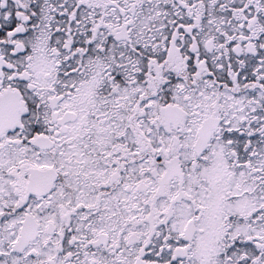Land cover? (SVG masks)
I'll use <instances>...</instances> for the list:
<instances>
[{
    "label": "snow or ice",
    "instance_id": "6c2138e0",
    "mask_svg": "<svg viewBox=\"0 0 264 264\" xmlns=\"http://www.w3.org/2000/svg\"><path fill=\"white\" fill-rule=\"evenodd\" d=\"M0 264H264V0H0Z\"/></svg>",
    "mask_w": 264,
    "mask_h": 264
}]
</instances>
